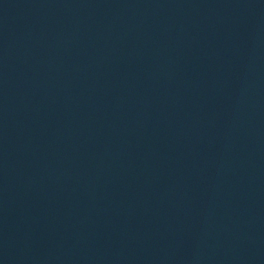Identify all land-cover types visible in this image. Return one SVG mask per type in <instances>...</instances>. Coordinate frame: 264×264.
I'll return each instance as SVG.
<instances>
[{"label": "water", "instance_id": "95a60500", "mask_svg": "<svg viewBox=\"0 0 264 264\" xmlns=\"http://www.w3.org/2000/svg\"><path fill=\"white\" fill-rule=\"evenodd\" d=\"M0 264H264V0H0Z\"/></svg>", "mask_w": 264, "mask_h": 264}]
</instances>
